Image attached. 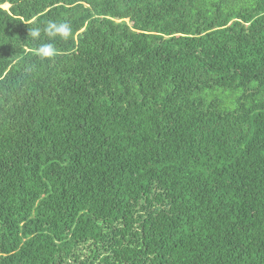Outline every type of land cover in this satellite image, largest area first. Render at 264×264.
I'll return each mask as SVG.
<instances>
[{
  "label": "trees",
  "instance_id": "trees-1",
  "mask_svg": "<svg viewBox=\"0 0 264 264\" xmlns=\"http://www.w3.org/2000/svg\"><path fill=\"white\" fill-rule=\"evenodd\" d=\"M0 264H264V0H0Z\"/></svg>",
  "mask_w": 264,
  "mask_h": 264
},
{
  "label": "clouds",
  "instance_id": "clouds-1",
  "mask_svg": "<svg viewBox=\"0 0 264 264\" xmlns=\"http://www.w3.org/2000/svg\"><path fill=\"white\" fill-rule=\"evenodd\" d=\"M74 35L72 26L66 21L49 20L43 25L29 28L28 39L42 41L34 50V55L40 60H52L58 55L54 41L59 38L68 41Z\"/></svg>",
  "mask_w": 264,
  "mask_h": 264
},
{
  "label": "rangeland",
  "instance_id": "rangeland-1",
  "mask_svg": "<svg viewBox=\"0 0 264 264\" xmlns=\"http://www.w3.org/2000/svg\"><path fill=\"white\" fill-rule=\"evenodd\" d=\"M3 8H4V9H7V8H8V6H7V5H5V6H3Z\"/></svg>",
  "mask_w": 264,
  "mask_h": 264
}]
</instances>
